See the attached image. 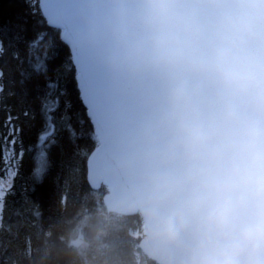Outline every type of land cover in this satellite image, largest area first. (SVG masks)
Segmentation results:
<instances>
[{
	"label": "clouds",
	"instance_id": "1",
	"mask_svg": "<svg viewBox=\"0 0 264 264\" xmlns=\"http://www.w3.org/2000/svg\"><path fill=\"white\" fill-rule=\"evenodd\" d=\"M82 40L142 114L123 161L158 264H264V0H93Z\"/></svg>",
	"mask_w": 264,
	"mask_h": 264
},
{
	"label": "snow or ice",
	"instance_id": "2",
	"mask_svg": "<svg viewBox=\"0 0 264 264\" xmlns=\"http://www.w3.org/2000/svg\"><path fill=\"white\" fill-rule=\"evenodd\" d=\"M77 12V0H19V10L7 17L0 8V110L6 113L0 122V241L18 239L23 224L51 215L53 188L61 178L67 184L70 174L86 172L81 150L107 123L104 93L86 79L85 62L68 47ZM45 133L48 147L38 162L20 152Z\"/></svg>",
	"mask_w": 264,
	"mask_h": 264
},
{
	"label": "trees",
	"instance_id": "3",
	"mask_svg": "<svg viewBox=\"0 0 264 264\" xmlns=\"http://www.w3.org/2000/svg\"><path fill=\"white\" fill-rule=\"evenodd\" d=\"M0 8L7 17L19 10V0L15 3L0 0ZM69 87H72L71 83ZM77 91L80 92L78 84ZM12 104L10 100L8 107L11 108ZM13 115L18 116V111ZM5 118V111L0 110V122ZM22 126L18 124L17 129ZM27 135L25 129V138ZM40 141L35 147L28 144L27 153L24 148H20V152L38 162L42 150ZM97 144L93 131L91 141L81 150V158L88 162ZM44 147L46 152L48 145L44 144ZM21 171L22 176L27 174V162ZM18 187L21 191L27 188L23 179ZM105 191V187L98 190L89 182L88 164L86 172L70 174L67 184L61 178L52 190L51 215L43 219L34 217L31 224H23L18 239L6 236L0 241V264H157L143 254L133 235L143 227L141 215L109 211L103 203ZM80 232L83 245L76 244Z\"/></svg>",
	"mask_w": 264,
	"mask_h": 264
},
{
	"label": "water",
	"instance_id": "4",
	"mask_svg": "<svg viewBox=\"0 0 264 264\" xmlns=\"http://www.w3.org/2000/svg\"><path fill=\"white\" fill-rule=\"evenodd\" d=\"M77 4V18L71 32V45L68 46H72L75 57L85 62L86 79L102 90L109 110L107 123L94 130L98 144L88 157V179L94 188L101 184L108 188V200L110 195H115L117 203L115 206L109 203L111 209L122 214L140 213L146 235L141 242L142 250L158 264L156 241L150 234L141 210L131 198L133 178L123 163L128 155L130 134L142 114L138 91L136 86L114 79L98 50L82 40L95 19V5L93 0H77Z\"/></svg>",
	"mask_w": 264,
	"mask_h": 264
},
{
	"label": "rangeland",
	"instance_id": "5",
	"mask_svg": "<svg viewBox=\"0 0 264 264\" xmlns=\"http://www.w3.org/2000/svg\"><path fill=\"white\" fill-rule=\"evenodd\" d=\"M50 133H45L44 135H43V137L41 138V141H40V143H41V148H42V150H41V153H43L44 152V150H43V148H45L44 147V139L47 137V135H49ZM11 182V178L9 177V183ZM3 183V181L2 180H0V184H2ZM102 187H105L106 188V191H105V193H104V195H103V203H104V205L106 206V208H108V210L109 211H112V212H116V213H119V212H117V211H115L114 209H111L110 207H109V200H108V196H109V194H110V192H109V190H108V188L104 185V184H101L99 187H97L96 189H101ZM3 195V193H0V196H2ZM119 214H122V213H119ZM133 235L135 236V238H137L138 239V242H139V247H140V249L142 250V247H141V242H142V240L144 239V238H146V235L144 234V231H143V227H142V229L140 228L139 230H136V231H134L133 232ZM76 244H78V245H83L84 244V241H83V238H82V236H81V232L78 234V237H77V240H76ZM143 251V250H142ZM143 254H145V252L143 251ZM146 255V254H145ZM147 256V255H146ZM150 258V257H149Z\"/></svg>",
	"mask_w": 264,
	"mask_h": 264
},
{
	"label": "bare ground",
	"instance_id": "6",
	"mask_svg": "<svg viewBox=\"0 0 264 264\" xmlns=\"http://www.w3.org/2000/svg\"><path fill=\"white\" fill-rule=\"evenodd\" d=\"M109 203H110V206H115V204L117 203V198L115 197L114 194L110 195Z\"/></svg>",
	"mask_w": 264,
	"mask_h": 264
}]
</instances>
